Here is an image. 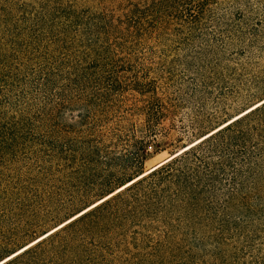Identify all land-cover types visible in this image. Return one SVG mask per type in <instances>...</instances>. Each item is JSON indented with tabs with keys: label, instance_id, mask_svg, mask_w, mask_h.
Returning a JSON list of instances; mask_svg holds the SVG:
<instances>
[{
	"label": "rangeland",
	"instance_id": "374dc122",
	"mask_svg": "<svg viewBox=\"0 0 264 264\" xmlns=\"http://www.w3.org/2000/svg\"><path fill=\"white\" fill-rule=\"evenodd\" d=\"M152 1L158 4L154 17L148 16L138 33L122 27L91 41L78 24L71 25L69 34L76 39L60 51L57 85L44 95L61 101L60 122L29 120L10 131L17 134L0 139V248L6 249L0 262L123 185H112L67 214L55 207L58 196L3 201L5 190L66 192L106 185L111 174L132 171L125 170L121 155H132L139 130L151 125L154 137L144 160L148 172L264 101V0H0V51L7 52L5 60H20L25 42L35 36L36 43L45 42L46 35L62 30L66 15L77 23L92 14L117 23L121 13ZM95 65L112 72L92 73ZM95 76L102 85L115 79L119 95L85 101V84L92 92L102 86ZM24 78L11 80L12 85L0 82L5 113L36 112L30 104L43 95H36L28 74ZM135 80L142 83V93L133 89ZM150 103L156 108L148 116ZM88 104L110 112L103 121L106 127L120 126V137H91L84 147L93 150L95 144L99 154L84 166L80 154L73 169L38 170L45 164L43 153L35 157L38 142L67 136ZM185 200H155L143 213L126 218L103 240L105 251L93 264H264V154L251 170H226L198 199Z\"/></svg>",
	"mask_w": 264,
	"mask_h": 264
},
{
	"label": "trees",
	"instance_id": "16d2710c",
	"mask_svg": "<svg viewBox=\"0 0 264 264\" xmlns=\"http://www.w3.org/2000/svg\"><path fill=\"white\" fill-rule=\"evenodd\" d=\"M157 5L155 1H152L142 7L133 6L120 14L116 19L117 23H114V20L107 21L101 15L95 14L86 21L77 23L75 16L66 15L61 26L62 30L54 35H46L45 42L36 43L40 41L36 36L25 42L20 60L17 56L13 58L14 60L10 58L5 60L3 57L7 56V52L0 51V82L12 85L11 80H21L28 74L36 87L34 90L36 95L40 93L43 95L39 96L42 97L39 102L30 104V108L37 109L34 114H30L31 110L25 109L14 110L7 114L0 104V139H7L9 135L17 134L15 130L12 134L10 131L26 126L29 120L42 122V124L50 122L53 126H57L60 122L62 118L60 115L64 111L59 107L61 101L44 97V95L57 85L60 63L58 57L62 53L60 51L74 43L76 39L69 34L71 25L78 24L76 26L82 29V34L87 35V39L91 41L107 38L110 31H118L117 29L122 27L127 31H132L130 30L132 27V32L138 33L139 29H143L144 20L148 16L154 17ZM98 66L93 67L95 71L92 73L112 72L111 69ZM25 68L29 73L26 71L21 73V69ZM85 71L84 74H86ZM71 82L74 83V78L70 77L69 83ZM96 83L102 85L103 82L97 78ZM116 84L117 81L114 79L110 83L97 87L99 90L93 92L87 90L89 84H85L82 90L85 101L114 100L115 96L119 95L115 90ZM133 87L140 93L144 90L139 80L133 82ZM153 105L154 103H150L145 107L148 116L155 111L156 107ZM79 113L76 115L78 118L76 123H72L73 128L68 126L65 131L67 136L57 135L47 139L44 134L46 138L38 142L41 147L34 151L35 157L40 159L38 155L43 153L42 159L45 163L39 165L38 170H63L65 166L73 169L72 164L76 163L80 154L84 155L81 158L82 166H84L99 154V148L95 144H92L93 150L84 147L91 142V137L93 140H99L105 133L112 138L120 137L116 132V129L120 130L118 128L120 126L106 127L103 121L110 114L109 111L89 107L88 104V107ZM147 129L146 132L139 130L141 131L140 139L134 144L135 151L132 155L129 153L121 155L125 170L132 171L120 176L111 174V178L104 182L106 185L95 189L85 188L66 192H46L32 188L5 190L3 201L8 199L17 202L35 201L45 196H47L45 200L51 201L54 196H58L55 207L59 209L58 212L67 214L90 199L112 190V185H123L118 191H109L107 199L105 197L92 208H90L91 205L78 213V216L76 214L75 218L73 216V219L67 220L54 231L47 233L31 244L32 246L29 245L5 261L2 258L1 264H93L100 253L105 251L103 240L111 238L116 229L121 228L126 218H134L143 213L144 207L158 203L154 202L155 200L164 198L171 200L179 197L183 200H196L201 192L217 183V178L226 174V170L234 172L251 170L259 164L264 154V101L224 126L203 134L204 136L193 142L190 147H184L182 152L175 153V151L171 158L146 173L144 160L148 153V139L154 137L152 126L149 125ZM132 131L134 132L135 128H132ZM59 133L58 131L57 134ZM49 134H51L50 131ZM62 139L64 143H61ZM87 151L89 152L86 153ZM5 250L0 248V257Z\"/></svg>",
	"mask_w": 264,
	"mask_h": 264
},
{
	"label": "bare ground",
	"instance_id": "6f19581e",
	"mask_svg": "<svg viewBox=\"0 0 264 264\" xmlns=\"http://www.w3.org/2000/svg\"><path fill=\"white\" fill-rule=\"evenodd\" d=\"M260 103H261V102H260ZM260 103L257 104V105H260ZM257 105H255V106H257ZM255 106H254V107H255ZM254 107H252V108H254ZM252 108H250V109H252ZM250 109H249V110H250ZM249 110H248V111H249ZM246 112H247V111H246ZM244 113H245V112H244ZM244 113H242V114H244ZM242 114H241V116H242ZM227 123H228V122H227ZM224 125H225V124H224ZM224 125H223V126H224ZM221 127H222V126H221ZM190 145H191V144H190ZM190 145L187 146V147H190ZM182 151H183V149H182L181 151H179V152H182ZM165 161H166V160H165ZM162 163H163V162H162ZM160 164H161V163H160ZM160 164H159V165H160ZM157 166H158V165H157ZM157 166H154V168L157 167ZM152 169H153V168H152ZM152 169H150V170H152ZM150 170H149V171H150ZM149 171H148V172H149ZM146 173H147V172H146ZM128 184H130V183H128ZM128 184H126V186H127ZM124 187H125V186H124ZM120 189H122V188H120ZM120 189H118V190H120ZM118 190H117V191H118ZM106 198H107V197H106ZM99 202H101V201H99ZM99 202H98V203H99ZM96 204H97V203H96ZM94 205H95V204H94ZM94 205H92V206H94ZM92 206H91V207H92ZM91 207H90V208H91ZM81 212H82V211H81ZM77 216H78V215H77ZM75 217H76V216H75ZM75 217H74V218H75ZM71 219H73V218H71ZM71 219H70V220H71ZM65 223H66V222H65ZM62 225H63V224H62ZM59 227H60V226H59ZM55 229H57V228H55ZM55 229H54V230H55ZM54 230H52V231H54ZM52 231H50V232H52ZM50 232H49V233H50ZM47 233H48V232H47ZM45 235H47V234L45 233ZM45 235H44V236H45ZM44 236H42V237H44ZM42 237H41V238H42ZM41 238H39V239H41ZM39 239H37V240H39ZM37 240H36V241H37ZM36 241H34V242H36ZM34 242H32L31 244H33ZM31 244H29V245H31ZM29 245H28V246H29ZM28 246H26V247H28ZM31 246H32V245H31ZM26 247H25V248H26ZM23 249H24V248H22L21 250H19L18 252L14 253V254H12L11 256H13V255L19 253V252L22 251ZM11 256H9L8 258H10ZM8 258H6L5 260H7ZM5 260H4V261H5ZM2 262H3V261H2ZM2 262H0V264H1Z\"/></svg>",
	"mask_w": 264,
	"mask_h": 264
},
{
	"label": "water",
	"instance_id": "95a60500",
	"mask_svg": "<svg viewBox=\"0 0 264 264\" xmlns=\"http://www.w3.org/2000/svg\"><path fill=\"white\" fill-rule=\"evenodd\" d=\"M129 181H130V180H129ZM105 199H107V198H105ZM102 201H103V200H102ZM99 203H100V202H99ZM95 205H96V204H95ZM92 207H93V206H92ZM92 207H91V208H92ZM89 209H90V208H89ZM46 232H47V231H46Z\"/></svg>",
	"mask_w": 264,
	"mask_h": 264
}]
</instances>
